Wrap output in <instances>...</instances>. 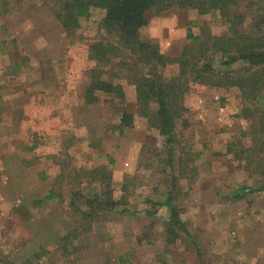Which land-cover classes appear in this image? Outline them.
I'll return each instance as SVG.
<instances>
[{"label":"rangeland","instance_id":"obj_1","mask_svg":"<svg viewBox=\"0 0 264 264\" xmlns=\"http://www.w3.org/2000/svg\"><path fill=\"white\" fill-rule=\"evenodd\" d=\"M57 11L51 0H0V264H264V191L242 190L264 185V136L252 133L264 123L260 91L186 79L185 111L169 144L140 113L124 72L114 81L125 100L100 91L98 102L87 101L90 46L105 35V11L94 7L74 30ZM246 12L242 28L254 32L264 16ZM147 18L143 39L176 57L193 42L190 33L206 42L231 32L219 10L153 9ZM213 56L218 72L248 67L226 68ZM179 67L175 58L163 72ZM125 108L135 119L122 131ZM105 167L121 202L84 215L88 198L107 196L93 172ZM171 191L186 225L173 241L170 207L160 203ZM50 192L60 195L48 199Z\"/></svg>","mask_w":264,"mask_h":264},{"label":"trees","instance_id":"obj_2","mask_svg":"<svg viewBox=\"0 0 264 264\" xmlns=\"http://www.w3.org/2000/svg\"><path fill=\"white\" fill-rule=\"evenodd\" d=\"M59 6L57 15L63 25L74 30L81 25V18L89 17L94 7L103 9V29L105 35L94 41L90 46V57L96 61L91 68L92 83L86 90L89 103L100 100L104 91L114 94L125 100L127 97L124 85L114 81L124 72L126 80L134 84L137 89L138 106L142 115L147 116L151 125L157 126L166 136L169 144L175 143L178 118L185 111L184 99L187 80L200 82H214L218 85L238 84L244 90L258 89L254 96L264 104V23H256V31H247L242 25L247 20V8H259L257 15L264 16V0H51ZM174 7L191 8L204 14L219 10L230 26L229 35L211 36L209 40L198 42L194 36L193 42L178 56H171L162 51L159 43L143 39L141 28L148 23L147 13L153 9L158 12L168 11ZM246 7V10H244ZM58 10V9H57ZM256 15V16H257ZM191 32V29H190ZM220 54V63L226 68H231L236 62L243 61L248 67L236 71L220 70L215 68V57ZM122 57L121 60L114 59ZM176 58L180 64L179 72L172 76L165 75L163 68ZM119 60V61H117ZM192 78V79H191ZM97 91V93H96ZM99 91V92H98ZM246 103L251 97L245 96ZM250 97V98H248ZM156 107L155 110L153 108ZM251 108L246 107L249 111ZM251 114L257 110H250ZM264 117V109L260 111ZM134 112L122 110L120 127L134 126ZM261 121V120H260ZM252 133L264 136V123L252 129ZM154 147V146H153ZM144 148H149L144 146ZM156 148V147H155ZM168 162L173 165V151L169 146ZM114 161V158H112ZM96 179L100 178L106 198L99 194L97 197L88 198L87 203L91 211H83L84 215L93 213L96 207L104 210H115L121 199L112 197L113 170L105 167L94 169ZM245 192L264 191V185L258 188L243 187ZM169 198L160 201L161 205L170 207L168 215V237L175 240L180 236L178 225L186 228L180 215V207L172 203L173 191ZM83 193L75 189L76 196ZM60 195L50 192L48 199ZM129 211V209H125Z\"/></svg>","mask_w":264,"mask_h":264}]
</instances>
